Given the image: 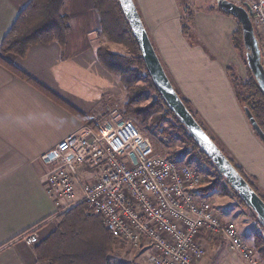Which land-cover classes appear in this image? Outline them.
I'll return each mask as SVG.
<instances>
[{
    "label": "crops",
    "instance_id": "crops-1",
    "mask_svg": "<svg viewBox=\"0 0 264 264\" xmlns=\"http://www.w3.org/2000/svg\"><path fill=\"white\" fill-rule=\"evenodd\" d=\"M29 1L0 0V44ZM134 2L169 80L218 146L264 193V144L253 131L226 71L234 58L235 18L208 11L214 0L198 10L192 3L195 40L190 42L181 29L180 0ZM62 12L70 27L65 45H32L14 63L90 121L108 124L120 115L125 93L118 78L98 61L96 11L90 0H65ZM82 124L62 104L0 65V264H45L36 258V244L28 245L23 236L31 232L39 241L47 237L65 203L58 207L49 197L48 166L40 157Z\"/></svg>",
    "mask_w": 264,
    "mask_h": 264
},
{
    "label": "built area",
    "instance_id": "built-area-1",
    "mask_svg": "<svg viewBox=\"0 0 264 264\" xmlns=\"http://www.w3.org/2000/svg\"><path fill=\"white\" fill-rule=\"evenodd\" d=\"M236 1L250 13L264 60V0ZM40 160L48 166L46 190L58 207L85 203L114 239L142 252L148 264H197L212 239L245 263L260 264L234 223L200 192L206 185L200 171L187 159L159 155L131 119L111 127L84 123ZM23 239L39 242L31 232Z\"/></svg>",
    "mask_w": 264,
    "mask_h": 264
},
{
    "label": "trees",
    "instance_id": "trees-1",
    "mask_svg": "<svg viewBox=\"0 0 264 264\" xmlns=\"http://www.w3.org/2000/svg\"><path fill=\"white\" fill-rule=\"evenodd\" d=\"M90 1L98 16L99 27L96 35L102 41L96 49L98 61L103 68L118 78L125 93L126 100L121 114L132 117L134 121L143 124L147 129L160 128L161 124L168 120L171 130L167 131L166 128H162L160 133L163 135L167 134L170 139L176 135L182 140L184 147L179 155L184 156L186 150H190L200 165L209 166L210 170L216 174V180L223 181L224 178L225 183L230 185L233 198L239 204L247 206L231 183L216 170L217 168L212 164L209 157L197 145L186 127L158 91L146 68L138 42L125 18L119 1ZM64 2L65 0H30L19 12L11 28L2 39L0 44V65L35 85L42 92L78 116L84 123L96 126L97 123L95 121H90L84 113L32 79L16 67L14 63L15 59L23 57L32 45H47L53 42L58 43L61 47L65 45L70 27L68 17L62 12ZM180 8L181 29L183 35L187 38L190 29L187 23L192 22L194 12L187 3L182 6L180 2ZM207 10H217L225 13L219 7H211ZM241 37V26L237 23V28L231 35L233 48L242 47ZM110 44L124 46L127 49V54L112 51ZM244 50L246 53L245 48ZM243 60L246 64V76L244 78L235 77L228 66L226 71L239 104L242 108L248 107L256 122L264 131V89H262L258 79L251 73L246 63L245 55ZM170 82L172 83L171 80ZM174 89L199 125L216 143L190 103L175 87ZM150 97L153 99L147 102ZM167 137H164L166 141L168 140ZM216 145L218 146L217 143ZM219 148L264 201V193L257 186L255 179L249 177L240 165L235 163L221 147ZM171 157L180 159L174 154ZM203 182H208V184L201 187L200 192L208 194L211 189L216 187L217 181L209 182L203 177ZM252 213L258 219L260 226L264 228L257 215L253 211ZM56 221L54 230L35 246L36 258L39 262L45 264H112L108 257L115 251L117 240L104 228L101 218L90 213L85 203L80 202L70 209L59 213ZM256 249L259 258L261 256L264 259V239L258 238ZM127 264L137 263L129 262Z\"/></svg>",
    "mask_w": 264,
    "mask_h": 264
},
{
    "label": "rangeland",
    "instance_id": "rangeland-1",
    "mask_svg": "<svg viewBox=\"0 0 264 264\" xmlns=\"http://www.w3.org/2000/svg\"><path fill=\"white\" fill-rule=\"evenodd\" d=\"M200 1V2H198ZM218 1L214 0L213 7L218 8ZM232 3H235L237 5H241L236 0H228ZM181 5L183 6L185 3L189 5L191 10L194 12V8L192 6V3H196L197 10L199 7L205 4H210V0H180ZM235 28H237L238 20L235 19ZM190 26L189 34L187 35V40L192 42V40H195L194 37V29H193V20L192 22L187 23ZM253 33L255 32L254 26ZM254 36L256 38V41L258 43L260 53L263 51V45L261 41V37L256 33H254ZM100 39V38H99ZM242 42L241 48H235L234 47V58L232 61L228 62V67L231 68V72L234 74L235 77H241L244 78L246 76V64L243 60V56L246 55L245 53V45L243 40V35L240 38ZM101 44V39H100ZM111 50L117 53L127 54V49L119 44H110ZM246 57V56H245ZM264 60L261 59V63L264 64ZM153 98L150 97L149 101H151ZM126 100V99H125ZM146 102V103H147ZM125 103V101H124ZM125 119H131L132 117L124 116L120 113L119 116H117L115 119L111 120L107 123H104L103 125H108L109 127L114 126L118 121L125 120ZM110 120V118H108ZM134 121V120H133ZM111 122V123H110ZM137 127L140 129L141 133L147 137L152 144L154 145V148L156 149V152L165 157H171L173 154L175 156H178L180 159H187L190 161V164L196 167L197 170L200 171L201 175L207 179L209 182H216L215 188L211 189L208 193V198L212 200V202L215 205L216 210L222 215L223 219L230 220L234 223L239 236L242 238V240L246 243V245L253 247L256 249V242L258 238L264 239V228L260 226L258 223V219L253 215L251 209L246 206L239 204L232 196L230 185L226 184L223 178V181L216 180V174L210 170L209 166L207 165H200L197 158L193 155V153L190 150H186V153L184 156H180L179 153L183 149V142L182 140L174 135L172 139L168 138L167 134L163 135L160 133L162 128H166L167 131H170V123L168 120H165L160 128H149L147 129L143 124L137 123L134 121ZM167 137V141L164 139V137ZM218 170V169H216ZM208 182H206V185ZM205 185V184H204ZM78 204L76 201L65 204V209L61 210L60 212L66 211L70 209L71 207ZM257 250V249H256ZM109 261L112 264H127L129 262H135L137 264H148L144 257L142 252H139L135 250L130 245L117 241V246L113 254H111L109 257ZM206 264H247L243 261V259L230 251H228L224 245L216 240L212 239L211 242L208 244L207 251L205 253V256L203 259ZM201 260V261H202ZM260 264H264V259L260 256Z\"/></svg>",
    "mask_w": 264,
    "mask_h": 264
},
{
    "label": "water",
    "instance_id": "water-1",
    "mask_svg": "<svg viewBox=\"0 0 264 264\" xmlns=\"http://www.w3.org/2000/svg\"><path fill=\"white\" fill-rule=\"evenodd\" d=\"M118 1L126 20L129 23L132 33L138 42L146 68L163 99L186 127L187 131L193 137L197 145L209 157L212 164L237 190L240 197L257 215L264 226V201L232 165V163L220 150L216 143L199 125V123L178 96L155 52L134 1ZM218 5L219 8L225 13L238 20L241 26L246 49V63L253 76L258 79L262 89H264V66L261 63V53L253 33L249 11L243 6L237 5L228 0H219ZM243 110L253 131L264 144V131L260 128L248 107H244Z\"/></svg>",
    "mask_w": 264,
    "mask_h": 264
}]
</instances>
